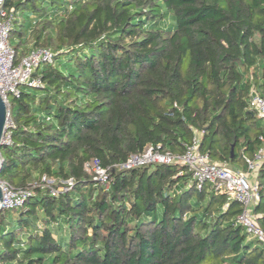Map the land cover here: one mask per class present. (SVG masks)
I'll return each mask as SVG.
<instances>
[{"label": "trees", "instance_id": "trees-1", "mask_svg": "<svg viewBox=\"0 0 264 264\" xmlns=\"http://www.w3.org/2000/svg\"><path fill=\"white\" fill-rule=\"evenodd\" d=\"M2 9L13 16L14 64L31 48L56 55L33 73L40 88L8 99L0 182L73 184L0 211V264H264V248L236 223L242 206L198 190L185 166L115 167L148 146L182 154L199 133L210 162L246 171L264 137L248 109L252 90L264 97V0H4ZM93 160L108 168L107 186L84 170ZM256 183L251 212L264 232V160Z\"/></svg>", "mask_w": 264, "mask_h": 264}, {"label": "built area", "instance_id": "built-area-1", "mask_svg": "<svg viewBox=\"0 0 264 264\" xmlns=\"http://www.w3.org/2000/svg\"><path fill=\"white\" fill-rule=\"evenodd\" d=\"M3 3L4 0H0V98L6 107L7 116L1 143L9 146L12 143L9 129L13 127V124L9 118L8 97L18 98L19 89L22 86L40 88L41 81L35 78L33 73L40 65L52 63L56 54L50 48H31L17 64H14L15 53L9 43L13 16L12 12L2 9ZM248 109L256 112L264 120V97L252 90L248 98ZM258 140L261 145L253 158H244L245 172L232 171L224 165L210 162L207 154L199 150V133H196L191 142L185 145L182 154L163 153L159 151V147L148 146L141 153L131 154L125 162L115 167L119 170H130L151 164L185 166L198 190L209 186L214 192L224 193L242 206L241 212L236 216V223L243 228L250 239L257 241L264 248V232L255 225V218L251 212V207L260 200L257 183L252 181L256 180L257 170L264 160V137L259 136ZM84 170L92 176L93 181L107 186L108 168H102L97 160L85 163ZM252 174H255L253 180L250 179ZM72 184L71 180L56 182L46 176H41L36 181L17 188L0 182V211L21 207L25 200L33 196L35 189L39 188L47 191L51 196H56L60 192L70 190Z\"/></svg>", "mask_w": 264, "mask_h": 264}, {"label": "water", "instance_id": "water-1", "mask_svg": "<svg viewBox=\"0 0 264 264\" xmlns=\"http://www.w3.org/2000/svg\"><path fill=\"white\" fill-rule=\"evenodd\" d=\"M6 116H7L6 107L4 105V102L0 98V148L2 146L1 140L5 132ZM230 153H232V148L230 150ZM1 165H2V160L0 158V168ZM0 201H1V190H0Z\"/></svg>", "mask_w": 264, "mask_h": 264}, {"label": "rangeland", "instance_id": "rangeland-1", "mask_svg": "<svg viewBox=\"0 0 264 264\" xmlns=\"http://www.w3.org/2000/svg\"><path fill=\"white\" fill-rule=\"evenodd\" d=\"M8 99L10 100L11 97L9 96ZM250 179H251V180L255 179V174H252V175L250 176ZM252 182H253V183H256V180H253ZM9 213H10V212H8V214H9ZM4 226H5V222H3V223L0 225V236H1V234H2V228H3Z\"/></svg>", "mask_w": 264, "mask_h": 264}]
</instances>
